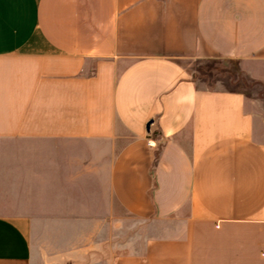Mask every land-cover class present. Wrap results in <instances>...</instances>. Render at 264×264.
Masks as SVG:
<instances>
[{"label":"crops","instance_id":"obj_1","mask_svg":"<svg viewBox=\"0 0 264 264\" xmlns=\"http://www.w3.org/2000/svg\"><path fill=\"white\" fill-rule=\"evenodd\" d=\"M211 61L264 86V0H0V264H34L41 198L47 263L128 216L159 233L111 264H264V111Z\"/></svg>","mask_w":264,"mask_h":264},{"label":"rangeland","instance_id":"obj_2","mask_svg":"<svg viewBox=\"0 0 264 264\" xmlns=\"http://www.w3.org/2000/svg\"><path fill=\"white\" fill-rule=\"evenodd\" d=\"M191 69L202 87L245 92L254 101L248 104V109L255 115L263 113L264 86L240 72L236 63L200 62ZM262 137L264 140V134ZM48 152L41 148V159L50 158L51 151ZM41 170L45 168L41 167ZM31 217L34 219L30 231L34 264H51L46 262L51 255V199L41 198ZM109 227L107 230H96L86 229L85 225H72L69 231L55 232L57 245L66 244L78 258L66 259L61 264H111L113 257L132 250L130 242L135 240V244L139 245L146 237L159 233V227L153 223H143L128 216H122L118 229Z\"/></svg>","mask_w":264,"mask_h":264}]
</instances>
